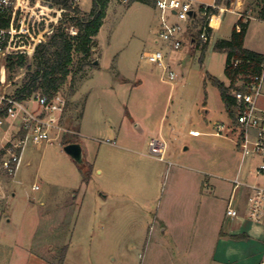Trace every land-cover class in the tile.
Listing matches in <instances>:
<instances>
[{
	"label": "rangeland",
	"instance_id": "374dc122",
	"mask_svg": "<svg viewBox=\"0 0 264 264\" xmlns=\"http://www.w3.org/2000/svg\"><path fill=\"white\" fill-rule=\"evenodd\" d=\"M229 1L216 0L212 40L204 51L198 41L192 47L186 39L178 51L156 44L154 4L111 1L91 55H74L72 74L59 92L68 101L63 126L71 134L41 150L28 147L17 175L0 172V264H184L187 249L208 243L222 225L230 181L257 180L258 159L242 163L234 137L214 135L217 125L233 121L210 82L228 85L227 57L215 44L230 39L240 14L250 21L247 47L264 52V1L232 0L228 7ZM77 7L84 15L92 0ZM20 9L27 39L9 47L0 68V92L10 95L35 71L36 48L49 41L62 17L50 0H24ZM66 32L76 35L69 26ZM156 48L170 56L177 74L173 86L161 82V70L142 56ZM12 53L24 57L23 67L9 68ZM163 114L165 135L171 127L181 133L167 138L173 166L148 154L134 123L148 125ZM193 129L208 135L193 138ZM66 142L80 144L82 164L64 152ZM179 153L182 160L173 157ZM194 167L217 190L208 187L195 196L194 173L188 170ZM243 193L237 192V202ZM236 237L228 264H264V236ZM30 239L31 251L23 254ZM16 242L20 246L13 248Z\"/></svg>",
	"mask_w": 264,
	"mask_h": 264
},
{
	"label": "built area",
	"instance_id": "2783aa9c",
	"mask_svg": "<svg viewBox=\"0 0 264 264\" xmlns=\"http://www.w3.org/2000/svg\"><path fill=\"white\" fill-rule=\"evenodd\" d=\"M80 1L71 0L74 5H78ZM23 2L24 0H0V19L15 15ZM155 9L159 21L157 44L162 42L170 50L178 51L182 48L184 39L192 47L197 41L202 46L212 40L216 0L212 5H197L195 0H156ZM237 31H240L239 26ZM16 36L15 29L0 26V68ZM142 56L161 70V82L173 86L177 74L167 63L162 48L145 51ZM232 65L237 68L239 61H233ZM230 85L228 80L227 86ZM231 94L235 101V120L229 125H217L214 135L230 137L231 134L242 158L252 157L258 161L254 171L257 178L255 183L241 182L238 177L232 181L233 189L226 207L225 220L231 223L249 221L264 226V60L257 71L238 75ZM67 104L62 93H57L52 98L36 94L31 101H19L14 95L0 92V112H3L0 116V128L5 127L8 122H17L23 133L16 142H9L0 149V172L15 176L29 145L41 147L71 134L72 131L63 126ZM31 105H36L37 109L32 110ZM190 135L199 136V133L190 131ZM167 150L168 144L162 136L154 137L148 143V154L160 161H165ZM239 190L248 193L245 215L239 212L237 206Z\"/></svg>",
	"mask_w": 264,
	"mask_h": 264
},
{
	"label": "trees",
	"instance_id": "16d2710c",
	"mask_svg": "<svg viewBox=\"0 0 264 264\" xmlns=\"http://www.w3.org/2000/svg\"><path fill=\"white\" fill-rule=\"evenodd\" d=\"M50 1L62 11V17L59 19V26L54 29L49 41L47 43H40L37 46L35 52L36 69L33 73L27 75L22 87L17 88L14 94L19 101H25L36 94L52 98L60 92L72 74L71 66L74 63V55H82L84 58L91 55L94 40L97 38L104 24L107 10L112 0H92L91 10L84 15H81L77 7L78 5L72 4L71 0ZM129 2L130 5L134 3L155 5L156 0H129ZM228 7H232V0L228 2ZM215 13L216 11L213 12V14ZM22 17V10L19 9L15 15H9L0 19L1 27L13 28L17 31L16 39L10 45L11 48H18L20 46L19 40L22 37L26 38V35L21 33ZM260 17L264 20V3ZM68 26L72 30L76 29V35H69L66 32ZM238 26L240 27V31H237ZM248 27L249 22H243L240 19L235 25L230 39L219 40L214 47L216 52L226 54L225 75L230 80L231 85L227 86L215 78H210V82L218 88L227 112L233 120H235V101L231 91L235 87L238 75L257 71L259 64L264 60V54L248 50L244 47ZM207 45H202L203 51L206 50ZM10 56H12L8 59L10 69L13 70L16 67L21 68L24 66L23 56L18 55V53H12ZM13 56H18L17 60H14ZM233 61H239L237 68L233 67ZM1 115H3V112H0ZM75 143L66 142L64 145ZM233 238L238 237L234 236Z\"/></svg>",
	"mask_w": 264,
	"mask_h": 264
},
{
	"label": "crops",
	"instance_id": "0c3cea01",
	"mask_svg": "<svg viewBox=\"0 0 264 264\" xmlns=\"http://www.w3.org/2000/svg\"><path fill=\"white\" fill-rule=\"evenodd\" d=\"M195 1H196L197 5H204V4L199 3L200 0H195ZM240 19L243 20L244 18L242 15L239 14V20ZM250 19H253V18H250ZM246 22H249V27H248L247 34H246L244 47L248 50L264 54V52H262L256 48H248L247 47L246 41H247L249 29H250V21H246ZM169 57L170 56L166 57V61H167V63L170 64ZM164 118L165 117L163 114L158 120H154V121L150 120L148 123H146L148 125L143 124V122H141L139 120H134L135 121L134 123H136L135 127L140 131V136H143V139H144L143 142L145 143L146 146H148L149 141L154 137L162 136L165 139V141L167 142L168 137L181 135L180 132L177 133L176 130L173 127H171L167 133L168 134V137H167L165 135V120H164ZM19 126H20V124L17 122L16 123L8 122V123H6L5 127L0 128V149L3 146H5L7 143L16 142L18 139H20L22 137L23 133H22V131H20ZM190 131H195V132L199 133V136H192L191 135V137H193V138H199V137L208 135V134L202 133V132L195 130V129L190 130ZM57 141H55V142H57ZM55 142L49 143V144H44L41 147H37L36 149L41 150L44 146L54 144ZM62 145H64V144H62ZM30 146H33V145H29L28 147H30ZM27 148H26V150H27ZM63 150H64V148H63ZM185 150L187 151V148ZM82 152H83V150H82ZM173 157L178 159V160H182L184 158V155H182V153H179V154L173 155ZM243 161H244V159L242 158V163H243ZM160 162L168 163L169 166L170 165L173 166V164L170 163L171 161L167 160V154H166L165 161H160ZM182 167H184V166H182ZM191 169H188V170H190L194 173L195 189H194L193 193L195 196L196 195L202 196V193L205 190H207L208 187H211L213 192L215 190H217V185H214V184L212 185L210 179L207 178V176L204 174V172L200 168L194 167ZM16 175H17V173H16ZM232 181L233 180L230 181L231 184H232ZM0 182H1V177H0ZM34 188L36 189V187H34ZM231 194H232V191H231L229 197L227 198L226 205H225V211H226L228 201L231 197ZM242 195L243 196L240 199V201H242V202L240 203V201H238L237 206L239 208V212L242 215H245L248 193L245 192ZM73 198H75V196ZM104 198H106V196H104ZM225 211L223 214V221H222L221 227L217 228L214 232H212L208 243L205 245L201 244V245L195 247L194 249H187L189 251L182 254L184 256V264H228V262L230 260H232V258L234 257L235 245H234V242L232 241L233 240L232 238L234 236L246 235V237L249 236V237H254V238H259V239L264 236V226L255 225V224L250 223L249 221H244V222L243 221H239V222L236 221L235 223L227 222L225 220ZM162 226H165L164 222H162ZM31 243H32V239H30V242L28 245H24L21 248L23 250V251H21L23 254L28 252V251H31V245H30ZM19 246H20V244L18 242H16L14 244L13 248H18ZM24 251H26V252H24Z\"/></svg>",
	"mask_w": 264,
	"mask_h": 264
},
{
	"label": "water",
	"instance_id": "95a60500",
	"mask_svg": "<svg viewBox=\"0 0 264 264\" xmlns=\"http://www.w3.org/2000/svg\"><path fill=\"white\" fill-rule=\"evenodd\" d=\"M64 152L78 165L83 163V152L79 144H69L64 147Z\"/></svg>",
	"mask_w": 264,
	"mask_h": 264
},
{
	"label": "bare ground",
	"instance_id": "6f19581e",
	"mask_svg": "<svg viewBox=\"0 0 264 264\" xmlns=\"http://www.w3.org/2000/svg\"><path fill=\"white\" fill-rule=\"evenodd\" d=\"M214 18V17H213ZM213 18H212V20H213Z\"/></svg>",
	"mask_w": 264,
	"mask_h": 264
}]
</instances>
